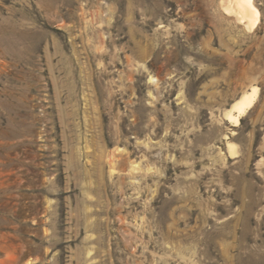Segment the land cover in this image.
Instances as JSON below:
<instances>
[{
  "label": "rangeland",
  "instance_id": "1",
  "mask_svg": "<svg viewBox=\"0 0 264 264\" xmlns=\"http://www.w3.org/2000/svg\"><path fill=\"white\" fill-rule=\"evenodd\" d=\"M224 3L0 0V264H264V0Z\"/></svg>",
  "mask_w": 264,
  "mask_h": 264
},
{
  "label": "bare ground",
  "instance_id": "2",
  "mask_svg": "<svg viewBox=\"0 0 264 264\" xmlns=\"http://www.w3.org/2000/svg\"><path fill=\"white\" fill-rule=\"evenodd\" d=\"M223 7L225 13L236 16L237 20L243 24L249 32H253L258 27L260 10L256 5L255 0H225ZM258 91L259 89L257 86H252L233 103L231 109L227 113L228 119L231 122L238 124L240 118L254 106ZM231 151L232 153H236L233 147L231 148ZM242 247L243 245H241V249Z\"/></svg>",
  "mask_w": 264,
  "mask_h": 264
}]
</instances>
